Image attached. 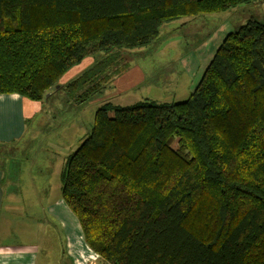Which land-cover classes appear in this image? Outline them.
Returning a JSON list of instances; mask_svg holds the SVG:
<instances>
[{"label": "trees", "instance_id": "16d2710c", "mask_svg": "<svg viewBox=\"0 0 264 264\" xmlns=\"http://www.w3.org/2000/svg\"><path fill=\"white\" fill-rule=\"evenodd\" d=\"M260 1L0 0V94L87 101L163 24ZM60 179L108 264H264V17L224 36L186 99L99 106Z\"/></svg>", "mask_w": 264, "mask_h": 264}, {"label": "crops", "instance_id": "0c3cea01", "mask_svg": "<svg viewBox=\"0 0 264 264\" xmlns=\"http://www.w3.org/2000/svg\"><path fill=\"white\" fill-rule=\"evenodd\" d=\"M263 4L264 0H261L254 5ZM255 14L264 17L262 11ZM198 16L214 17L212 14ZM198 16H185L163 24L156 39L165 36L170 27L174 29L195 22ZM216 19L211 26L206 22L197 25L190 41L188 38L184 41L187 44L184 49L166 47V50L163 47L165 52L172 53L178 64L176 79L181 83V95L172 98L188 97L224 36L247 18L239 23L230 22L228 17L220 21ZM182 43L178 41L179 45ZM46 100L33 101L16 93L0 94V149L24 138L29 139L26 124L41 110ZM66 160L62 163L60 178ZM10 168L11 161L0 162V264H108L85 242L76 216L61 196L62 182H55L53 187L56 188L48 192L44 188H50L53 183L48 179L32 181L25 188L20 179L9 177ZM31 186H34V191H31ZM52 226L56 227L57 238L53 237Z\"/></svg>", "mask_w": 264, "mask_h": 264}, {"label": "rangeland", "instance_id": "374dc122", "mask_svg": "<svg viewBox=\"0 0 264 264\" xmlns=\"http://www.w3.org/2000/svg\"><path fill=\"white\" fill-rule=\"evenodd\" d=\"M238 8L240 7L212 13L214 17L198 16L199 19L193 23L183 24L174 29L170 27L165 36L155 38L145 47L130 51L119 64L122 71L101 93L92 95L87 101L76 100L79 91L74 94L77 95L75 98L68 95L64 89L48 92L45 98L47 100L41 105V110L26 124L29 129L27 134L29 139L24 138L0 149V162L11 161L9 177L20 179L25 188L29 187L32 181L48 179L53 183L50 188L44 190L47 192L54 190L55 182H61L59 176L62 163L88 134L95 111L103 103L125 106L146 98L158 102L185 99L172 98L174 95H181V83L176 79L179 73L178 64L172 53L165 52L163 47L184 49L187 45L184 41L187 38L190 41L197 25L206 22L211 26L216 18L220 21L223 17H228L230 22L239 23L251 15L263 17L254 13L258 11L264 13V4L249 6L247 11L244 10L245 7H243L244 11ZM178 41L183 43L179 45ZM93 61V57H86L80 64L72 66L60 79L61 83L64 84L76 77ZM61 137L64 139H60ZM30 189L34 191V186ZM55 228L52 226L51 229L54 233L53 237L57 238Z\"/></svg>", "mask_w": 264, "mask_h": 264}]
</instances>
